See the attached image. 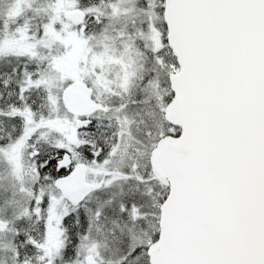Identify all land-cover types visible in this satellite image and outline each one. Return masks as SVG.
<instances>
[{"label":"snow or ice","instance_id":"6c2138e0","mask_svg":"<svg viewBox=\"0 0 264 264\" xmlns=\"http://www.w3.org/2000/svg\"><path fill=\"white\" fill-rule=\"evenodd\" d=\"M0 264H264V0H0Z\"/></svg>","mask_w":264,"mask_h":264}]
</instances>
